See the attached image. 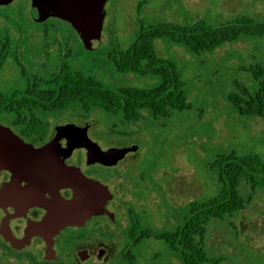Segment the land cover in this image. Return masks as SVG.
I'll return each mask as SVG.
<instances>
[{"label":"rangeland","instance_id":"1","mask_svg":"<svg viewBox=\"0 0 264 264\" xmlns=\"http://www.w3.org/2000/svg\"><path fill=\"white\" fill-rule=\"evenodd\" d=\"M105 11L102 45L88 52L67 23L55 28L33 23L29 0L0 7V26L20 28L22 34L12 45L20 48V62L0 64L1 90L8 95L15 90L22 92L27 82L46 79L61 63L112 88L152 87L158 82L156 78L120 75L110 60L115 51L131 47L141 24L189 26L202 20L215 24L241 16L264 20V0H109ZM30 33L39 38L33 44ZM3 36L0 30V40ZM54 40H59L61 49L55 45L47 50V43ZM155 49L181 75L190 110L130 125L102 111L86 115L78 105L48 117L51 128L69 121L93 124L89 136L103 149L138 146V151L117 168L96 172L109 183L116 198L111 204L116 221L109 227L115 255L87 264H128L125 255L129 253L137 264H181L163 241L151 237L135 242L129 234L131 211L140 219L141 232L172 231L184 221L192 202L211 199L221 190L217 174L210 170L217 157L235 152L241 157L259 155L264 159V119L241 116L229 102L236 91L235 82L253 92L259 88L249 69L264 66V37L242 36L238 42L209 53L196 54L167 39L158 41ZM11 121L12 116L0 115V125L14 128ZM71 162L87 169L84 151L75 152ZM239 192L247 202L246 210L208 224L206 251L222 264H264V188L251 195L250 185L244 182ZM68 236H63L64 245ZM0 245V264H63L61 260L38 261L28 252L15 253L1 240ZM37 247L33 252L39 256L40 245ZM67 256L63 254L64 261L81 264Z\"/></svg>","mask_w":264,"mask_h":264},{"label":"trees","instance_id":"2","mask_svg":"<svg viewBox=\"0 0 264 264\" xmlns=\"http://www.w3.org/2000/svg\"><path fill=\"white\" fill-rule=\"evenodd\" d=\"M62 22L51 19L40 25L55 28ZM242 36L264 37V20L241 16L215 24L203 20L189 26L141 24L131 47L115 51L110 60L118 74L153 77L158 80L154 86L137 88L124 85L112 88L65 65L51 74L48 96L45 84L40 83L29 84L25 92L15 95L0 92V115L12 116V122L28 124L20 129L21 134L25 136L33 132L37 137H43L48 131L45 124L47 113L48 116L62 113L72 105H78L86 115L102 111L117 117L124 125L136 124L149 117L171 118L173 111L184 112L191 107L181 75L173 63L158 56L156 43L167 39L199 54L222 49L238 42ZM249 71L259 88L253 92L235 82L236 91L231 94L229 102L241 116L264 119V66L258 64ZM210 170L217 174L222 184L221 190L211 199L192 202L184 221L174 230L141 232L140 219L132 211L130 235L135 242L151 237L163 241L181 264H222L220 259H211L206 251L207 226L213 220L230 219L246 210L247 202L239 188L242 183H247L251 195L264 188V159L259 155L241 157L232 152L217 157ZM125 258L128 264H137L131 253L126 254Z\"/></svg>","mask_w":264,"mask_h":264},{"label":"water","instance_id":"3","mask_svg":"<svg viewBox=\"0 0 264 264\" xmlns=\"http://www.w3.org/2000/svg\"><path fill=\"white\" fill-rule=\"evenodd\" d=\"M16 1L0 0V7L11 6ZM108 1L31 0L30 16L36 24L51 19L68 23L84 49L93 52L102 45ZM89 128V125H60L50 142L36 148L9 127L0 125V171L12 173L11 182L0 189V209L9 218L33 207L47 212L43 221L30 229L33 236L45 241L47 261L55 259L50 256V250L56 236L67 228L83 227L94 216L107 215L106 206L114 199L106 185L87 177L80 168L68 166L66 161L75 151L85 150L88 165L114 167L125 156L138 151V146L103 150L89 137ZM63 190L71 191V197L65 198L61 194ZM0 233L15 250H23L29 244L30 236L17 240L7 230Z\"/></svg>","mask_w":264,"mask_h":264},{"label":"flooded vegetation","instance_id":"4","mask_svg":"<svg viewBox=\"0 0 264 264\" xmlns=\"http://www.w3.org/2000/svg\"><path fill=\"white\" fill-rule=\"evenodd\" d=\"M29 1H30V6H31V0ZM0 30H2V32L4 31V36L2 40H0V64L2 66H5V65L10 66V65L19 63L21 60L20 48L12 47V45L21 39V36H22L20 32L21 29L10 26V25H6V26L3 25V26H0ZM38 39L39 38L35 34L30 33L29 40L31 41V44H33ZM54 41H56L55 42L56 44L54 43ZM54 41L52 43H47L46 45L47 50H50V48H52L55 45H57L60 48L59 40H54ZM59 52L60 50L58 51V53ZM2 66L0 67L3 68ZM62 66H65V64L63 63L59 64V66H57L59 67L58 70L54 68V71L49 73L46 79H41V78L35 79L32 82V84L34 83L45 84V87L47 89V96H48V81L50 80V76L52 73L59 71ZM27 86H28V82L26 84V87ZM0 87H1V78H0ZM0 92L4 95H8V94H5L1 90V88H0ZM22 92H18L15 90L10 95L19 94ZM52 115L58 116L61 114L55 113V114H50L48 116V113H47L45 124H46V128L48 129V131L43 137H37V135L33 132L28 133L25 136L21 134L20 129H24L25 127H27L28 124H22V123L20 124V123H16L15 121L14 122L11 121L12 127L14 128H11V127L9 128L12 129L14 133L18 135L21 139H23L26 143L38 148V147L44 146L45 144L50 142L55 137L56 127L60 125L75 124V125L82 126V127L89 125L90 126L89 133L93 127V124H90V123L69 121V122L62 123V124H59L51 128L48 125V117H52ZM15 129H18L19 133H17ZM132 146H136V144ZM108 149H103V150H108ZM78 151H84L86 155L85 150H77L75 152H78ZM74 154L72 155L70 159L66 161V164L68 166H76L80 168L87 177L100 181L102 184L106 185L110 189V191L113 193L114 199L110 201L106 206V210L108 211V214L103 215V216L92 217L83 227H72V228H67L64 231H62L58 236L55 237L54 245L52 249L50 250V256L55 259L51 261H47L45 260V257H46L45 241L41 237L33 236L32 233L30 232L31 227H34L37 223H40L43 221L47 212L41 208L33 207L21 213L20 216L18 215L16 217L9 218L8 214L3 209H0V232H3V231L6 232L7 230V232L13 235L17 240H23L27 238L28 236H30L28 246H26L23 250L18 251V250H15L11 246V244L7 242L5 238L3 237V235L0 233V240L2 241L3 245L9 247V249L14 251L15 253L28 252L33 256L34 259H37L38 261L44 260L45 262H48V263L61 260L63 264H74L68 261H64L62 258L63 254L68 255L66 257L67 259H71L73 261H79L81 264H87L89 262L92 263L96 260L101 261L102 259L104 258L106 259L107 257L111 259V257L115 255V251H114L115 244L113 243V240H112L113 234H112V231L109 230V227L111 224H113L116 221V213L113 212L112 207H111V204L115 202L116 198H115L114 192L111 190L109 186V183H106L104 180H102L100 176L97 175L96 172H102V171L109 172L117 168L132 153L125 156V158L114 167H105L103 165H98V164L88 165L87 156H86V168H87L86 170L82 169V167H80L78 164L71 162V159L73 158ZM11 180H12V173L10 171L8 170L0 171V189L4 188L8 183L11 182ZM61 194L65 198H70L72 193L69 190H63L61 191ZM46 197L49 198L50 195L46 193ZM80 230H86V233L82 234L80 233ZM65 234H70V236H68L69 240L67 241L68 243L66 245H64L62 242L63 236ZM37 245H40L39 250H38V252H40L39 256L35 255L33 252L35 248L38 249ZM0 246L2 247V245Z\"/></svg>","mask_w":264,"mask_h":264}]
</instances>
